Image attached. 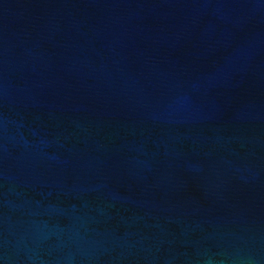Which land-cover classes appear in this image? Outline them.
Here are the masks:
<instances>
[{"label":"water","instance_id":"1","mask_svg":"<svg viewBox=\"0 0 264 264\" xmlns=\"http://www.w3.org/2000/svg\"><path fill=\"white\" fill-rule=\"evenodd\" d=\"M0 264H264V0H0Z\"/></svg>","mask_w":264,"mask_h":264}]
</instances>
